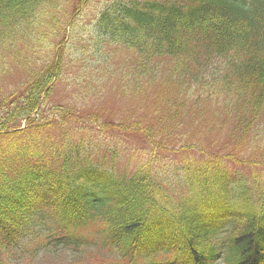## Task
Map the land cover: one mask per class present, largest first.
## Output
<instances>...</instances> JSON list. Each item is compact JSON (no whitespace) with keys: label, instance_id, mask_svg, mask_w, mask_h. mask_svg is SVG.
Segmentation results:
<instances>
[{"label":"trees","instance_id":"1","mask_svg":"<svg viewBox=\"0 0 264 264\" xmlns=\"http://www.w3.org/2000/svg\"><path fill=\"white\" fill-rule=\"evenodd\" d=\"M84 2L0 0V77L24 70L0 91V264L45 233L34 247L102 256L96 225L104 264H264V171L253 168L264 170V0H104L78 59L109 45L133 53L121 69L133 88L107 86L133 96L141 78L162 81L148 123L79 103L100 81L79 79L93 64L74 76L64 64ZM61 86L78 100L54 98ZM203 101L234 126L227 147L176 126L207 116Z\"/></svg>","mask_w":264,"mask_h":264},{"label":"rangeland","instance_id":"2","mask_svg":"<svg viewBox=\"0 0 264 264\" xmlns=\"http://www.w3.org/2000/svg\"><path fill=\"white\" fill-rule=\"evenodd\" d=\"M103 2L104 0H87V2L84 4L83 13L75 22V26H77V28L79 29L78 36L77 38L75 37L76 44L70 50L71 57L65 60V64L67 66V69L70 71V74L75 72L80 64H93L91 69L89 71H86L83 75H81L79 79H82L84 80V82H86L94 75L95 77L99 78L100 81L98 82V86H95V88L98 89L97 93L89 96V100L83 98L78 100V98L73 96L71 88L66 86V89H64V87L61 86L62 89L60 88L54 91L53 97L61 101L78 100L81 105L82 102L85 101L86 103L84 104H89L87 109H92L94 111L97 110L98 112H103L104 114H111L116 117L132 115L135 118H140L143 122L144 120H147L146 123L150 121L156 122L157 120H156V116L154 115V104L158 102V98H157L158 93L163 88L162 81L152 82L144 79L141 82L144 84L140 87L141 89H139L138 94L136 93L133 96H126L118 91L113 90V88L107 86V84L110 85V83L112 82L118 83L119 79L121 78L120 81L122 80L125 85L126 83H128V87L133 88V82L136 79V76L130 75L129 77H127V80L125 81L121 75L122 74L121 69L126 64L134 63L135 56L133 53L129 51L126 52L120 50L114 45H109L104 48L102 46L99 53H97L98 56L96 57H91L89 54H87L86 59H84V61L78 59L79 55H77L76 49H80L86 45L87 39H89V30H88L89 21L93 19L95 13L97 12L98 8L102 6ZM113 48L115 50H113ZM11 60H12L11 56L8 55V57H5L4 59L5 64H14L11 62ZM40 63L41 62L39 61L31 62V64H40ZM97 64L98 66H95ZM102 64H113V69L115 70V72L112 73L111 75H109L108 73H103V70L105 69L106 66H102ZM169 68H170L169 66L166 67L165 69L166 74ZM23 75H24V70L22 68H16L12 70V78L15 80L22 77ZM72 75L70 77H72ZM12 78L4 79L0 77V91H2L5 88L7 83H9L10 81H15ZM64 78H68V75H66ZM68 82L69 80L64 82V85H66ZM168 87H171V85H168ZM128 91L129 90H127V92ZM81 95L82 96L87 95L84 92V89L82 90ZM201 106L204 110L203 113L206 114L207 116L199 115L197 117L196 115V117H193L192 121L189 124L186 123V121L185 122L178 121L179 124L176 126L188 127L190 129H194L195 131L205 132V134L202 136V141L207 145L210 146L223 145L221 142L226 143V140L228 138V132H227V128L225 127V124L222 125L221 122L216 121L217 119L215 117L216 115H218V111L220 110L219 107H217L216 109L215 104H211L209 101L201 102ZM161 108L162 110H164V112L168 111L164 103L162 104ZM160 120L165 121V119H160ZM210 136L213 137V140H215L216 143H211L212 141H209ZM136 137L139 140V136L136 135ZM160 139L162 140V142L165 141V137L163 136H161ZM131 140L135 142L133 139ZM259 151L264 154L263 149H259ZM246 170L248 171L247 168ZM60 263H64V262L61 261Z\"/></svg>","mask_w":264,"mask_h":264}]
</instances>
